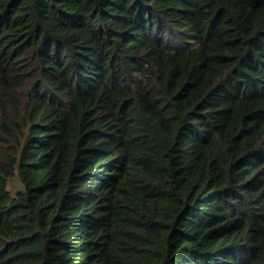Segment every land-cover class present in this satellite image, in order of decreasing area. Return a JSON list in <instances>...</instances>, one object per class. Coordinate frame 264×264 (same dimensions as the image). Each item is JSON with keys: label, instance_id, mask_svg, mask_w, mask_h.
Here are the masks:
<instances>
[{"label": "trees", "instance_id": "16d2710c", "mask_svg": "<svg viewBox=\"0 0 264 264\" xmlns=\"http://www.w3.org/2000/svg\"><path fill=\"white\" fill-rule=\"evenodd\" d=\"M0 264H264V0H0Z\"/></svg>", "mask_w": 264, "mask_h": 264}]
</instances>
